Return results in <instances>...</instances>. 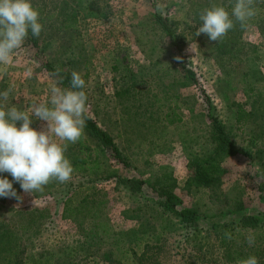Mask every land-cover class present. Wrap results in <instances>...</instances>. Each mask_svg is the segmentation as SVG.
Returning <instances> with one entry per match:
<instances>
[{"label":"rangeland","instance_id":"obj_1","mask_svg":"<svg viewBox=\"0 0 264 264\" xmlns=\"http://www.w3.org/2000/svg\"><path fill=\"white\" fill-rule=\"evenodd\" d=\"M98 1L96 7L107 13L103 19L82 18L85 0H31L43 25L35 37L37 49L26 38L11 63H0V92L11 90L6 107L30 112L34 103L49 99L57 84L40 57L70 76L77 71L88 96L85 114L113 139L128 166L84 130L65 153L74 168L68 182L53 180L31 194L13 182L22 201L0 197V231L8 225L18 232L29 264H59L65 249H76L88 231H106L108 243L101 244L100 253L113 243L116 259L133 248L158 254L159 264H177L178 253L193 242L183 244L184 230L173 217H149L142 208L145 200H161V188L177 197L179 208L196 210L201 228L243 215L264 221L263 3L256 4V16L244 26L235 23L224 41L226 54L219 56L220 41L196 36L199 16L213 5L230 12L235 0ZM75 8L79 14L72 22L66 13ZM157 16H168L174 39ZM238 108L251 113L240 124ZM209 115L224 124L238 154L218 149ZM45 125L33 117L31 127L39 131ZM212 152L216 161L210 165L219 168L214 182L208 188L189 187L195 160ZM132 181L142 183L141 192H135ZM67 199L65 209L75 210L72 218L63 214ZM144 221L148 229H141ZM129 231H156L161 239L152 248L126 236ZM67 261L91 264L78 255Z\"/></svg>","mask_w":264,"mask_h":264},{"label":"clouds","instance_id":"obj_2","mask_svg":"<svg viewBox=\"0 0 264 264\" xmlns=\"http://www.w3.org/2000/svg\"><path fill=\"white\" fill-rule=\"evenodd\" d=\"M257 11L255 0H235L230 12L225 6L213 5L200 14L196 36L205 34L210 41L218 42L236 22L244 26ZM39 20L40 12L31 0H0V63L12 62L14 52L22 47L29 31L39 37L43 29ZM62 82L60 78L51 87L49 99L34 103L30 112L6 107L11 90L0 92V174L12 177V181L0 178V197L22 201L13 182L19 183L24 193L31 194L53 180L66 183L71 179L74 168L65 153L68 144L77 143L84 134L88 96L83 90L85 80L77 71H72L69 87H60ZM33 117L46 122L45 127L39 131L31 127ZM225 236L231 239L230 233ZM248 243L253 244L254 239L249 237ZM238 264L259 262L256 256H249Z\"/></svg>","mask_w":264,"mask_h":264},{"label":"trees","instance_id":"obj_3","mask_svg":"<svg viewBox=\"0 0 264 264\" xmlns=\"http://www.w3.org/2000/svg\"><path fill=\"white\" fill-rule=\"evenodd\" d=\"M85 2L87 10L82 13L84 14L81 15L82 18L103 19L107 17L106 12L96 7L99 3L98 0H85ZM258 2L263 3L262 6L264 8V0H255V6H258L256 5ZM78 14L79 11L75 8L73 11L66 13V16H69L71 21L75 22ZM157 20L163 25V28L168 35L174 39V33L171 29V23L168 16L163 18L157 16ZM27 38L35 49H37L35 36L31 34V31H29ZM225 40L226 36L220 40L219 44H217V50H219L217 54L219 56L226 54L224 51ZM36 54L38 55V53ZM39 61L41 66H43L52 77H54L56 83L60 80V78H63V82L60 85L69 87L71 80V76L69 74L61 68L51 65V63L45 61L42 57L39 58ZM57 69L60 70L59 73H57ZM190 75L194 83L197 84V80L194 76L192 74ZM202 94L205 96L203 90ZM205 98L207 97L205 96ZM250 116L251 113L238 108L236 110V123L240 124L245 122L250 118ZM85 118V131L88 135L98 140L101 148L110 152L111 157L114 160L124 166H128L127 159L122 156L113 139L105 131L101 130L87 114H85ZM209 118L211 119L212 126L215 131V139L220 146L218 149L226 152L229 156L238 154L239 151L231 142L230 136H228L225 131L224 124L216 116L209 115ZM244 155L245 157H251L250 153H244ZM215 156L216 153L212 152V155L206 157L205 159L195 160L194 172H192L193 176L188 182L189 187L200 189L208 188L212 185L216 178L214 175L218 173L219 169L216 167L217 165H210L211 162L216 161L214 158ZM93 165L97 167V164ZM5 178L12 180V177L10 176H6ZM120 180L122 182H127V180L124 179ZM131 183L135 192H141V182L132 181ZM158 196L161 200H145L142 203V208L145 209L144 212L147 210L148 212L146 213L149 214V217L152 216L151 213H155V215L160 217L162 216L164 219L173 217L180 224L181 229L184 230L182 235L183 244L193 242L190 249H186L183 253H181V255L178 253L180 259L177 264H238V261L246 259L249 256H256L259 264H264V221H260L253 215H243L237 221L211 224L207 228H201L199 220L202 216L196 210L192 208H179L177 197L165 189L161 188L160 191H158ZM67 201L68 199L64 202L63 214L65 218H72L69 214H72L74 209L71 210L68 207L65 209ZM32 217V221H35V216L32 215ZM147 223V221H144L141 225V229H148L149 226ZM226 232L230 233L231 239L226 238ZM105 234L106 231H102L100 234L98 231H88L87 233H84L83 241L78 242L76 249H65V260L60 261L59 264H71L70 261L66 262V260L70 259L73 255H78L84 259H88L91 264H159L157 263L159 258L158 254L149 256L143 251L138 253L133 248H131L130 251H127L128 255L123 256V259H116L115 254L117 251L112 248V246H114L113 243H111L112 245H109V249L107 251L100 253V246L107 238ZM125 235H133L135 241L142 242L146 246L153 244L152 248H156L157 244H154V242H159L161 239V234L156 231H129ZM118 236L121 238L124 235ZM115 237L116 236L114 235V238ZM249 237L254 239V243L251 245H249L247 241ZM115 240L116 239H113V242ZM20 242L21 237L18 235L17 231H13L8 225L1 228L0 264H29V258L23 255ZM105 243L108 242L106 241ZM97 254H100L99 258Z\"/></svg>","mask_w":264,"mask_h":264}]
</instances>
